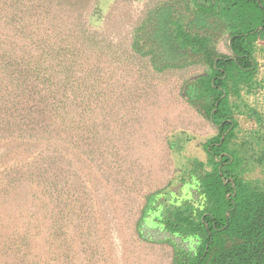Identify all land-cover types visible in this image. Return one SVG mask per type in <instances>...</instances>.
Returning <instances> with one entry per match:
<instances>
[{
  "label": "trees",
  "instance_id": "16d2710c",
  "mask_svg": "<svg viewBox=\"0 0 264 264\" xmlns=\"http://www.w3.org/2000/svg\"><path fill=\"white\" fill-rule=\"evenodd\" d=\"M108 8L0 0V264L92 259L93 177L108 181L118 154L114 74L137 69L156 81L199 67L180 94L218 135L203 144L205 161L189 159L177 181L144 196L135 230L171 247V264H264V119L255 145L233 143L237 99L263 82L264 0L158 2L124 38L100 29ZM223 38L229 55L218 50Z\"/></svg>",
  "mask_w": 264,
  "mask_h": 264
},
{
  "label": "rangeland",
  "instance_id": "374dc122",
  "mask_svg": "<svg viewBox=\"0 0 264 264\" xmlns=\"http://www.w3.org/2000/svg\"><path fill=\"white\" fill-rule=\"evenodd\" d=\"M162 1L166 0H108L104 24L98 28L118 38L130 36L148 9ZM218 50L230 54L227 38L221 39ZM257 50L255 62L263 82L253 93L242 92L237 99L234 120L239 125L235 130V147L244 140L255 145L256 120L264 119V45ZM203 71L201 67L193 68L156 81L137 69L114 74L111 96L116 120L114 146L118 154L108 181L98 173L93 177L98 197L93 235L97 252L89 261L82 255L79 264L172 263V248L141 240L135 226L144 196L177 181L189 159L205 161L203 144L218 135V129L180 94L183 82ZM179 137L182 148L177 144L180 150L174 154L169 141H177ZM84 164L83 174L89 171ZM252 173L249 176L255 175Z\"/></svg>",
  "mask_w": 264,
  "mask_h": 264
}]
</instances>
